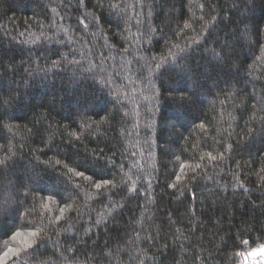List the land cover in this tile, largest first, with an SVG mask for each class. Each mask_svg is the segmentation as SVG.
<instances>
[{"label":"trees","instance_id":"obj_1","mask_svg":"<svg viewBox=\"0 0 264 264\" xmlns=\"http://www.w3.org/2000/svg\"><path fill=\"white\" fill-rule=\"evenodd\" d=\"M260 85L264 0H0V255L39 247L0 264H244L264 243Z\"/></svg>","mask_w":264,"mask_h":264},{"label":"snow or ice","instance_id":"obj_2","mask_svg":"<svg viewBox=\"0 0 264 264\" xmlns=\"http://www.w3.org/2000/svg\"><path fill=\"white\" fill-rule=\"evenodd\" d=\"M99 6L103 7L104 5H103V3H101ZM109 7H110V9L119 11L123 6L119 5V4H116V3H110ZM213 19H215V18H213ZM80 23L84 24V20H81ZM184 27L187 28V27H189V25L187 23H185ZM194 43H198V41L194 40ZM76 63H79V62L77 61ZM59 65H60V62H54V66H59ZM157 67H159V64L157 65ZM177 67L180 68L181 71H185L186 70V66L179 64V62L177 63ZM108 83H110V82L109 81H105V84H108ZM254 87H255V85H254ZM260 87L262 89H264V85H260ZM13 102L14 101H12L11 99H8V100L5 101L6 104H11ZM179 105L181 107H183V105H185L184 104V98L181 99ZM253 108L258 110L259 113H261V115L257 116L256 113L254 112L253 117L250 119V121L248 123L255 124V123L258 122L260 124L259 131H264V92L261 93V99L257 102L256 105H253ZM0 111H3L2 107H0ZM2 120H3V116L0 115V121H2ZM199 127L203 129L204 125L200 124ZM253 131H254L253 127H248V135L249 136L253 133ZM70 135L73 136V137H76V133H74V132L70 133ZM230 148H231V145H227L225 147V151L229 150ZM205 157L207 158L209 166H211L213 164H217V166H219L218 165V161L222 162L223 159H224L223 154H221L218 157L216 155H212L211 153H205L204 155H202L200 157V159L203 161L205 159ZM259 159H260L261 164L264 165V157H260ZM57 163H59V161H57ZM2 164H5V160H0V165H2ZM185 167H186V165H184V164L180 165V173L181 174H183V170H184ZM203 167H205V165H203L202 163H196L194 166H192V179L194 181L197 180L198 170L202 169ZM69 171L71 172V171H74V170L73 169H69ZM181 174H175V180H173L172 182H170L168 184V187L170 189H176L177 188L178 182L181 179ZM254 174L258 178L261 179L262 183H264V167H262L259 172H256ZM75 175L76 176H84V179H86V180L90 179L83 172L76 171ZM114 180H115V178H113V179H101L100 181H98V182H96L94 184V187H95V189L98 192H99V190H101L103 187H106V186H111V188H118V185L114 182ZM237 182L239 183V181H237ZM125 184H126V182H125ZM148 186L151 187L150 181L148 182ZM140 187H143V184H141ZM241 187H243V185H241ZM120 190H122V189H120ZM128 191L130 193H134L136 196L141 195L139 190L136 188L135 183L133 184V187L131 189H128ZM100 195L102 196L103 193L100 192ZM17 199H19V197H17ZM71 208H72V205H70V204L66 205L65 207L60 209V212L64 213L66 210L71 209ZM56 219L59 220L60 217H56ZM15 227H16V225L13 224L12 228H15ZM9 231L11 232L12 230L9 229ZM39 231L40 230L37 229L36 231L30 232L27 235L30 236V237H36L38 235ZM20 236H21V232L20 231H14L11 234V239L12 240H16ZM148 239L151 240L152 238L148 237ZM175 239H179V237H174V240ZM23 243H24V248L23 249H14V248H11V247L7 248V250L5 252H3L2 255H0V260H6L9 256H15L19 260V259H23L21 253H25L27 256H34L39 251V247L33 248V244L35 243V241L24 240ZM210 243H211V241H210ZM223 243L226 245V241L223 242ZM241 243L244 244V245H249V240L241 239ZM53 247L54 248H58L61 251H63V249L61 248L59 243L54 244ZM29 249H32V251H28ZM141 251L143 252V255H138L137 258H136L138 260V264H153V260H152L151 257H148L147 252L143 251V250H141ZM109 255H111V253H109ZM235 255L243 256L245 259H247L248 257H257V256L264 257V243H261L258 248H253L251 251H248L246 253H244V252L235 253ZM195 259H196V257H195V254L193 253V261H195ZM65 264H67L66 261H65ZM88 264H93V262L91 260H89ZM201 264H207V262L201 260ZM221 264H224V262L221 261ZM261 264H264V260L261 261Z\"/></svg>","mask_w":264,"mask_h":264},{"label":"built area","instance_id":"obj_3","mask_svg":"<svg viewBox=\"0 0 264 264\" xmlns=\"http://www.w3.org/2000/svg\"><path fill=\"white\" fill-rule=\"evenodd\" d=\"M264 260V257H251L244 264H261V261Z\"/></svg>","mask_w":264,"mask_h":264},{"label":"rangeland","instance_id":"obj_4","mask_svg":"<svg viewBox=\"0 0 264 264\" xmlns=\"http://www.w3.org/2000/svg\"><path fill=\"white\" fill-rule=\"evenodd\" d=\"M7 200V199H6ZM251 257H249L248 259H250Z\"/></svg>","mask_w":264,"mask_h":264}]
</instances>
